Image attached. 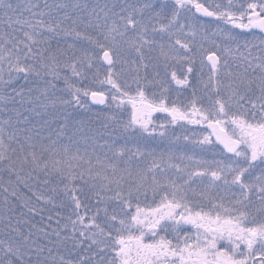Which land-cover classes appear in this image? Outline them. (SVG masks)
I'll return each instance as SVG.
<instances>
[{
  "label": "snow or ice",
  "instance_id": "obj_1",
  "mask_svg": "<svg viewBox=\"0 0 264 264\" xmlns=\"http://www.w3.org/2000/svg\"><path fill=\"white\" fill-rule=\"evenodd\" d=\"M0 264H264V0H0Z\"/></svg>",
  "mask_w": 264,
  "mask_h": 264
}]
</instances>
